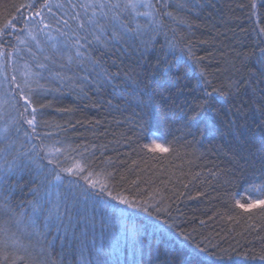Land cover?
<instances>
[{"label":"trees","instance_id":"1","mask_svg":"<svg viewBox=\"0 0 264 264\" xmlns=\"http://www.w3.org/2000/svg\"><path fill=\"white\" fill-rule=\"evenodd\" d=\"M44 2L0 0V130L7 128L0 133L5 137L0 146L11 143L21 151L33 144L65 149L76 159L89 161L96 173L111 172L110 178L93 175L92 179L107 182L113 195L154 206L149 208L153 215L105 197L123 210L115 216L108 212L109 227H102L104 219L97 212L94 227L86 231L83 225L78 227L71 243L61 246L57 242L46 255L36 238L28 253L9 243L0 252V264L14 260L22 264L19 255L28 264H98L97 257L103 264H180L192 260L189 254L197 244L209 253L226 249L239 264H264L259 258L264 254V208L244 211L236 207L237 201L264 200V152L260 151L264 79L256 65L264 48V0H164L167 7L156 4L153 20L162 34L154 45L145 50L137 44L105 57L109 70L119 73L114 83L120 87L88 88L83 93L51 79H40L38 84L25 75L26 65H33V57L42 55L27 30L20 31L25 24L32 26L31 19L25 18L41 9L48 19L60 17L63 9L56 5H67V0H51L49 13ZM33 3L35 8L27 7ZM147 20L138 18L141 24ZM10 22L15 27H6ZM164 34L175 42L174 51L169 50ZM188 48L200 58L198 66L187 58ZM201 69L210 86L200 76ZM25 80L30 84L24 88L32 101L29 113L37 109L39 139L33 133L30 142L24 132L31 129L20 115L24 102L15 86L24 87ZM233 81H243L238 91L229 87ZM213 88L221 90L212 96L215 130L201 123L202 131L190 135L174 114L190 108L205 89L211 92ZM232 122L251 129L255 143L249 145L245 138L229 134ZM154 136L169 151H152ZM155 208L161 211L156 213ZM153 225L161 227L154 231ZM131 226L142 234V245L130 238L127 229ZM22 239L27 243L28 238ZM209 253H202L200 259L220 264Z\"/></svg>","mask_w":264,"mask_h":264},{"label":"snow or ice","instance_id":"2","mask_svg":"<svg viewBox=\"0 0 264 264\" xmlns=\"http://www.w3.org/2000/svg\"><path fill=\"white\" fill-rule=\"evenodd\" d=\"M156 4L167 7L164 0H156L155 4L152 0H67V5H56L57 8L63 9V15L60 17L53 15L48 19L42 9L35 11L31 18H25L31 19L32 26L25 24L20 31L27 30L28 37L34 42L38 54L42 55L40 59L33 57L35 61L33 65H26L28 72L25 75L33 78L38 84L40 79H51L69 88L79 89L82 93L88 88L112 87L113 90L119 88L120 86L114 83L119 73L109 70L105 57L115 52L126 51L127 47L137 44L145 50L154 45L157 37L162 34L153 20ZM179 6L184 7L183 4ZM27 7L35 8V4ZM43 8H47L51 13V0H45ZM164 14L172 16L171 12ZM139 17L148 18L147 23L141 24L138 21ZM8 26L15 27L11 22L6 25ZM164 35L169 50L174 51L175 42L168 40L167 35ZM20 43L27 44V41L20 40ZM27 50L29 53L32 52L31 47ZM184 56L185 52L182 49L181 58ZM186 56L190 62L199 65L200 58L195 57L191 48L187 49ZM112 63L115 65V60ZM256 65L257 72L264 79V48L260 49V54L256 57ZM199 74L204 83L210 86L211 81L207 79L203 69ZM15 80L16 77L13 76L12 82ZM241 83L243 81H233L229 87L238 91ZM15 86L20 89V97L24 102V112L20 115L31 129V132H24V136L30 142L33 139L32 134L37 133V109L32 108L29 113L32 101L24 92V88H30L28 80H25L24 87L20 84ZM220 91L217 88H213L211 92L205 89L203 97L197 103L188 109L181 108L174 114L175 118L189 129L190 135L195 136L202 131L199 127L201 123L210 131L215 130L214 117L217 112L212 104V96L214 92ZM225 94L221 92V95ZM25 113L31 118H27ZM261 114L264 115V109H261ZM228 131L238 140L241 137L245 138L249 145L255 143L252 130L246 129L243 125L232 122ZM6 132L7 128L0 130V133ZM36 138L39 139L38 133ZM0 139L5 137L0 136ZM152 145V151H169L157 142V138L152 140ZM260 151L264 152V131L260 134ZM57 153L63 159H60ZM261 159L264 162V156ZM93 175L110 178L112 173H96L90 168L89 161L76 159L65 149L58 147L49 149L43 144H33L27 151H21L14 148L11 143L0 146V252L11 243L18 250L28 253L32 238H36L41 245V252L46 255L57 242L61 246L65 242L71 243L76 237L75 230L81 225L85 231L88 226L94 227L97 212L104 219L102 227H109L106 218L108 212L111 211L115 216L118 211L123 210L110 204L105 197L113 202L118 201L119 204L136 208L149 217L153 215L149 208L154 206H144L119 193L113 195L108 183L93 180ZM236 207L244 211H251L257 207L264 208V200H255L251 203L237 201ZM154 210L156 213L161 211L159 208ZM160 227L153 225V230L158 231ZM127 232L134 243L143 244V237L138 228L131 226ZM22 238H28L27 243ZM202 253H209L208 248H202L197 244L189 254L192 260L181 261L180 264H205V261L200 259ZM209 254L215 256L220 264H239L226 249ZM243 255L247 256L246 253ZM259 258L264 261V254ZM17 260L22 264H28L24 255L17 256ZM97 261L98 264H103L101 257H97ZM11 264H16V261H12ZM167 264H171V261Z\"/></svg>","mask_w":264,"mask_h":264},{"label":"rangeland","instance_id":"3","mask_svg":"<svg viewBox=\"0 0 264 264\" xmlns=\"http://www.w3.org/2000/svg\"><path fill=\"white\" fill-rule=\"evenodd\" d=\"M154 138H156V137L154 136V137L151 139V142H150V145H151L152 147H153V145H152V140H153ZM157 142L160 143V144H162L161 141H159L158 139H157ZM162 145H163V144H162Z\"/></svg>","mask_w":264,"mask_h":264}]
</instances>
